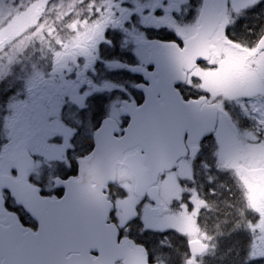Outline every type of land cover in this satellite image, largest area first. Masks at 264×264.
<instances>
[{"label": "flooded vegetation", "instance_id": "1", "mask_svg": "<svg viewBox=\"0 0 264 264\" xmlns=\"http://www.w3.org/2000/svg\"><path fill=\"white\" fill-rule=\"evenodd\" d=\"M53 1L43 0V8H34V40L36 44L45 40L46 48L30 51L32 61L37 63L40 57L35 65L39 71L30 77L22 95L11 89L16 105L9 118L10 136L16 141L44 139V143L35 139L39 152L32 155L39 172L50 174L41 184L31 177L42 196H64L60 181L78 177V161L94 151L96 134L105 122H116L108 123L107 135L123 136L131 122L125 106L144 105V90L153 103L169 105L175 100L167 88H174L184 102H199L200 109L216 105L221 110L215 111L213 132L200 143L197 137L184 136L187 155L177 168L187 165L192 176L189 181L178 179L180 191L169 196L159 184V207L146 197L138 201L136 216L126 225L117 224L114 213L108 223L118 228L121 242L144 247L151 264H264V50L257 49L264 35V24L258 21L264 0L240 1L239 9H232L234 0H228L224 39L216 31L209 40V58L194 67L180 64L177 71L165 69L168 65L163 66L161 53L182 50L197 33L205 0H57L61 14L42 17L41 9ZM231 52L238 57L235 97L202 89L209 75L219 76L229 66ZM19 70H13L15 82L21 77ZM161 127L170 147L178 133L180 139L186 132H198L186 120H169ZM231 133L241 149L237 168L221 164L217 156L220 139L223 135L229 139ZM137 152L144 154L140 148L128 151L120 164ZM43 153L49 155V164ZM177 170L162 176V182ZM105 193L113 205L116 194L127 195L118 186L108 187ZM144 203L158 217L155 230L141 221ZM134 221L137 224L131 227ZM178 221H189L190 228L181 229ZM193 241L203 244L204 254L193 253ZM229 248L240 252L225 255L222 250Z\"/></svg>", "mask_w": 264, "mask_h": 264}, {"label": "water", "instance_id": "2", "mask_svg": "<svg viewBox=\"0 0 264 264\" xmlns=\"http://www.w3.org/2000/svg\"><path fill=\"white\" fill-rule=\"evenodd\" d=\"M226 5L227 0L206 1L196 36L181 52L166 50L170 57L162 62L163 66L168 65L166 70L180 69V64L182 67L193 66L208 58L209 37L220 23L219 29L223 33L227 24ZM258 48L264 49V37ZM170 97L175 100L168 105L173 112L156 110L150 99L140 108H127L131 123L120 139L109 138L102 133L105 129H101L95 151L80 161L79 179L64 184L66 194L60 200L42 198L39 188L29 185L28 172L33 169L34 160L27 153L18 151L12 160L5 153L2 159L16 165L18 179L0 171V188L8 191L16 203L37 221L38 230L25 229L15 215L8 213L0 194V264H116L119 261L147 264L143 249L119 244L115 228L106 224L112 206L103 191L106 185L115 182L120 157L139 147L145 155L137 152L127 157L123 166L134 179L135 194L138 197L149 194L158 203V188L154 186L157 178L175 169L178 160L162 159L161 123L169 120L183 123L186 120L200 132L210 131L209 108L199 110L197 103L184 104L174 89H171ZM172 113L182 115L175 117ZM191 247L197 255L204 252L199 241L193 242ZM92 254L97 257L93 258Z\"/></svg>", "mask_w": 264, "mask_h": 264}, {"label": "rangeland", "instance_id": "3", "mask_svg": "<svg viewBox=\"0 0 264 264\" xmlns=\"http://www.w3.org/2000/svg\"><path fill=\"white\" fill-rule=\"evenodd\" d=\"M23 3H21V2ZM244 0H234L232 9H239L241 7V2ZM14 0H0V26L3 25L6 22L13 21L11 25L7 26L2 32H0V41H2L5 37H15L19 35H24L22 43L25 42L27 44L32 43L31 39L34 37L35 34H31L29 31V27L31 26L33 19H34V8L36 6L44 7L43 0H19V2L13 3ZM54 3V4H53ZM244 6V4L242 5ZM60 6L55 3L51 2L50 6L46 9H41L42 13H46V16L48 15V11L52 15H56L57 13H61L62 10L59 8ZM239 20L235 23L237 26L240 24ZM250 24L254 25V20L250 21ZM262 24V22L260 23ZM28 33V34H26ZM21 36V37H22ZM12 59L15 60L16 57V50L15 46H12ZM6 63L7 68L12 67L10 57V49L9 53L6 55ZM2 58V57H0ZM238 60V57L235 56L232 52L230 53V63L228 67H224L223 71L219 76H217V73L215 75H209L205 80L202 89L207 91H221L223 92L221 96L224 98H233L235 97L234 94L235 88L234 85L237 81V74H236V61ZM241 62V59H239ZM17 61H15L16 63ZM262 66L264 67V57L262 58ZM17 68V67H16ZM13 69L9 70L10 71ZM222 70V69H221ZM220 70V71H221ZM6 74V72H3L0 70V80L3 77V75ZM219 74V73H218ZM33 75V74H32ZM26 81V80H25ZM2 86V85H1ZM231 95V96H229ZM12 122L8 124V129L5 136V139L11 142V147L8 146V156H12L14 151L19 148V145L23 144L25 147L34 150L35 152H39L35 148L34 141L35 139H38L41 143H44V139L42 136L34 137L30 141L20 140L16 141L15 137L10 136V128H11ZM7 147V146H6ZM5 151V150H3ZM41 152V151H40ZM2 154V153H1ZM241 154V149L236 142V139L234 138L233 134L231 133L229 135V139L227 135H223V137L219 141V148L217 150V156L218 161L223 165H229L231 167L237 168V163ZM47 153H43L42 157L44 158V162L46 164H49L47 161L48 158ZM55 166V170L59 172L57 165ZM0 168L1 172L3 174H10L13 166L2 164V161L0 162ZM41 168V166H40ZM49 172V171H48ZM40 173L39 170L36 168L34 171V174L36 176L37 181L41 184L43 182H46V179L48 178L49 173ZM33 174V175H34ZM192 176L191 169L185 165L182 164L176 173L169 175L165 178V182L163 183L161 181V185L164 187V195L169 196L178 193L179 186L176 184L178 179H183L185 181H189ZM117 184L118 187L127 192V195L123 196L121 199H117L115 202L116 211L114 213L116 218V223L120 224L122 226L126 225L133 217L136 216L135 214V207L138 205V200L134 194H133V184L131 182V179L128 175V173L123 170L119 169L117 173ZM255 201H252V205H255ZM141 214L140 218L145 228L149 230H155V227L159 224V220L156 214H153L150 211V205L144 203L141 205ZM178 225L181 229H188L190 228V222L189 221H178ZM199 235V232H198Z\"/></svg>", "mask_w": 264, "mask_h": 264}, {"label": "trees", "instance_id": "4", "mask_svg": "<svg viewBox=\"0 0 264 264\" xmlns=\"http://www.w3.org/2000/svg\"><path fill=\"white\" fill-rule=\"evenodd\" d=\"M258 21L260 23L262 22L261 26L264 24V10L261 15V19L259 18ZM8 87H10V85L7 82H5L4 85L0 86V149L2 146V142L5 139L3 134V123L6 121L8 117V113L12 107V105L7 104L6 102L12 95V92L8 90ZM6 208L9 211L17 214L20 222L24 227L31 229L36 228V223L23 211V209L20 206H17L9 196H6ZM134 224H137V221H134L130 226L133 227L132 225ZM237 250L238 249L229 248V249H224L222 251L225 255L233 256L234 251L237 252ZM238 251L240 252V250Z\"/></svg>", "mask_w": 264, "mask_h": 264}, {"label": "bare ground", "instance_id": "5", "mask_svg": "<svg viewBox=\"0 0 264 264\" xmlns=\"http://www.w3.org/2000/svg\"><path fill=\"white\" fill-rule=\"evenodd\" d=\"M165 177V176H164Z\"/></svg>", "mask_w": 264, "mask_h": 264}]
</instances>
